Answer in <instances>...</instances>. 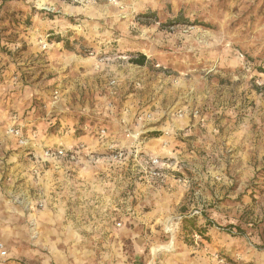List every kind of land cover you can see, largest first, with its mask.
Returning <instances> with one entry per match:
<instances>
[{"label":"rangeland","instance_id":"1","mask_svg":"<svg viewBox=\"0 0 264 264\" xmlns=\"http://www.w3.org/2000/svg\"><path fill=\"white\" fill-rule=\"evenodd\" d=\"M12 1L22 2L21 7L25 6V9L6 11ZM39 3L53 7H37ZM141 3L142 0H0V24L6 21L8 25L18 23L21 33L31 30V36H35L37 27L44 34L56 31L49 36L40 32V40L33 42L34 50L45 54L41 59L48 57L44 64L52 66H49L52 73L44 77L42 85L26 87L20 71L18 74L13 72L7 81V76L1 80L4 66H0V242L12 259L18 258L13 260L14 264H38L41 261L45 264H88V259L93 256L86 247L87 229H40L36 215L46 208L31 204L33 209L28 210L26 195L37 193L38 186L25 175L27 169L23 170L26 165L22 150L25 148L9 134L6 138L2 134L5 130L8 133L11 126L18 127L24 137L29 138L28 134L35 133L34 144L37 133L43 131L60 136L59 123L56 120L53 123L58 117L54 107L60 102L61 95L66 94L64 84L89 80L94 66L100 62L112 64L118 57L126 64L137 66L133 61L140 55L144 57L142 65L145 64L150 80L159 76L170 88L176 104L172 109L173 118L190 120L189 127L175 130L173 139L169 129L151 134L159 138V148L163 150L160 156L171 155L174 166L181 155L186 160L181 170L173 173L174 180L192 181L193 172L187 166L191 161L200 171L207 173L211 169L228 182L209 176L205 188L212 200L207 207L199 209V215H186L194 201L187 200V195L179 189L173 191L176 193L175 207L182 216L178 227L184 247H169L173 245L171 236L176 233L177 224L168 217V209L172 207L165 203L171 195L168 193L161 194L152 205L146 203L144 211L154 214L143 220L142 229H120L124 234L136 231L138 236L134 239L140 242L143 238L144 241L153 238L139 252L130 245L124 246L123 252L138 253V259L145 258L147 262L151 260L147 255L153 247L152 256L161 251L185 254L197 245H207V249L215 247L216 241L225 236L241 241L247 252L249 241L256 237L262 243L251 245L248 253L251 259L241 261V264H264V83L261 82L264 81V0H186L175 16L171 15L172 4L167 3L164 8L170 15L163 23L157 8L141 6ZM60 4L69 10L59 7ZM126 20H131L133 27H129L127 36L121 38ZM65 23L72 27H63ZM157 24V32H166L169 36L186 34L171 43L149 45L142 38L147 33L137 28L147 30ZM47 25L54 30H44ZM184 25L194 27L185 29ZM20 49L25 47L20 45L17 49L7 40L0 39V57H12V54L15 57L17 52H22ZM74 54L82 59L73 58ZM56 67H60L59 70H55ZM206 68H213V71L205 74L202 70ZM84 84V94L94 92L90 86L86 90ZM109 87L103 100L105 108L109 101L112 102L115 115L114 98L118 90ZM132 89L131 84L126 92ZM195 111L198 116L192 118ZM176 113L183 116L179 118ZM29 119L37 121V126L31 125ZM41 119L44 125H39ZM82 125V131L89 130L87 124ZM191 126L196 127L194 132L195 127ZM62 130L66 132L67 127ZM162 141L167 143L165 149ZM13 158L14 163H9ZM85 207L84 204V210ZM208 209L223 220L218 222L212 218ZM197 210L192 208V211ZM201 217L204 224L200 223ZM72 220L75 222L76 218ZM77 220L85 222L84 219ZM45 225L54 228L50 220ZM164 229L170 233H163ZM118 231L108 232L107 237L111 239L108 251L112 255L118 251L121 237V231ZM158 236L162 242L171 240L159 245L154 241ZM217 256L235 264L223 249ZM6 259L0 258V264H10L11 260Z\"/></svg>","mask_w":264,"mask_h":264},{"label":"crops","instance_id":"2","mask_svg":"<svg viewBox=\"0 0 264 264\" xmlns=\"http://www.w3.org/2000/svg\"><path fill=\"white\" fill-rule=\"evenodd\" d=\"M8 4L6 9L8 12L17 11L19 8L25 9V6L21 7L22 2L19 1H12ZM17 25L14 23L8 25V21L0 24L2 26L0 27V39L7 40L11 46H15L14 48L17 49L20 45L25 47V49H20L22 52H17L15 57L13 54L12 57H0V66H4L1 80L7 76L5 78L7 81L12 77L13 72L18 74L20 71L23 74V83H26V87L36 88L44 83L45 76L52 73L50 69L52 66L44 64L48 57L41 59V56H45V54L34 50L33 42L40 40L42 29L37 27L35 36H31V30L21 33V25L18 27ZM4 27L5 31L1 32ZM44 30L54 29L47 25ZM55 32L54 30L52 33H42V35H54ZM73 58L82 59L77 54H74ZM120 60L118 57L112 64L100 62L92 68L94 71H92L93 75L89 77V80L87 78V80H79L70 85L64 84L66 87L64 93L66 94L61 95L60 102L54 107L58 117L54 119L53 123L55 120L59 123L60 136L55 133L47 134L46 131L37 133V142L32 143V147H24L25 149L22 150L23 162L26 165L23 170L27 169L25 175H28L30 182L33 181L32 183L38 186L37 193L32 196L26 195L29 202L28 210L33 209V204L42 205L43 209L46 208L45 211H38L39 213L36 215L40 229H58V227L60 229H87L89 237L86 247L93 256L88 259V264H207L209 253L206 251L207 245L206 247L198 246L197 243H195L196 247H190L192 250L185 254L161 251L152 256L153 247L147 255L151 260L147 262L145 258L139 260L140 256L135 252L146 248L145 239H141L142 242H140L139 239H134V236H138L136 231H128L124 234V231L120 230L142 229L143 220L154 214L151 215L150 212L144 211L145 205L146 203L154 204L153 200L160 197L154 198L158 188L165 190L161 194H168L169 188L172 191L179 189L172 182L175 181L173 173L181 170L186 161L182 155L180 156L181 161L177 160L179 163L176 162L175 166L173 165L170 170L165 171V177L162 180H151L145 176L140 164V157L154 156L157 153L163 155V150L159 148V138H155L151 134L169 129L173 139L176 134L175 130H182L190 126L189 119L177 120L173 118L172 109L176 104L170 95L167 83L161 82L159 76L155 80H150L145 64L133 67ZM57 68L60 67H56L55 70H59ZM113 80L115 81L113 88L118 90V92L115 91L116 97L114 98L115 117L108 114L105 100H103L107 95V90L111 88L109 86ZM84 83H86V90L90 86L94 88V92H90L89 95L84 94L82 92V89H85ZM131 84L133 89L127 93L126 90ZM138 84L142 85L143 89ZM80 96H82L81 100H79ZM141 112L151 113L152 121H145L141 126L132 128L131 124ZM120 118L123 120L122 123L117 121ZM28 121L31 125L37 126V121L31 119ZM42 124L45 123L43 121L39 123V125ZM82 124H87L89 130L82 131ZM65 127L67 130L63 132L62 129ZM98 128L107 130L108 134L105 139L97 138L95 130ZM132 129L134 133L139 134L137 139L125 137V132ZM195 130L196 127L192 132ZM4 133L2 134L4 138L10 137L7 130ZM27 136L30 137V134ZM50 143L54 145H49ZM111 143L118 149L137 152L139 158L136 161L133 158L125 157L119 162L103 158L98 162L87 160L86 157L90 154L104 155ZM77 144L83 145L78 162L65 159H41L43 148L54 147L55 149L72 150ZM33 155H38L40 160L33 159ZM31 197L35 198L34 201ZM84 204L86 205L85 210L83 209ZM74 218H76L75 222L72 220ZM77 218L80 221L84 219L85 222L81 221V224L77 222ZM49 220L54 224V228L45 225L49 223ZM77 224L81 226H75ZM115 229L121 231V237L117 245L118 251L112 255L108 251L111 239L107 236L108 232ZM163 233L168 234L170 231L164 229ZM171 238L162 242L158 236L154 241L163 245L169 243ZM128 245L135 250L134 253L123 252L124 246ZM170 249L172 248L170 247ZM193 253H197V255ZM29 256L31 257L30 254ZM8 259L11 260L10 264L15 263L14 259L18 260V258L12 259L9 255ZM38 264H45V262L41 261Z\"/></svg>","mask_w":264,"mask_h":264},{"label":"clouds","instance_id":"3","mask_svg":"<svg viewBox=\"0 0 264 264\" xmlns=\"http://www.w3.org/2000/svg\"><path fill=\"white\" fill-rule=\"evenodd\" d=\"M167 3H171L173 6L171 15L175 16L177 12L180 11V9L182 7L185 6L186 4V0H156V3H153V0H142L141 6H149V7H154L157 8L159 10V17H160V22L163 23L164 21H166L169 18V13L168 11L164 8V5ZM37 7H53L52 5H48L46 3H39L37 4ZM59 7L61 8H65V10H69L65 5L60 4ZM53 10H55V8H53ZM119 15V14H118ZM115 23V21H113ZM56 23H60L59 21H57ZM51 26V25H48ZM63 27H72L70 24L65 23L63 25ZM123 27V32H122V37L127 36V29L129 27H133L131 20H126L125 24L122 26ZM159 27V25H154L151 29H139L137 28L138 31L141 32H146L147 34L144 35L142 38L146 41H148L149 45L152 44H162L165 41H168L169 43L180 39L181 35H185L186 33H175L172 36H169L166 32H157V28ZM185 29H190L194 26L192 25H184L183 26ZM153 34L155 36V38H153ZM139 39V38H138ZM185 43H187V41H185ZM15 47V46H13ZM237 55L239 56V53H237ZM205 74L212 72L213 68H206L202 70ZM262 83H264V81H261ZM17 135H19V133H17ZM158 155V153L156 154ZM150 159H152L153 161V166L155 168H165V167H171L172 165H164V164H160L158 162H156L155 160V156L150 157ZM9 163H14V158L13 160H10ZM146 163V162H145ZM179 163V161H178ZM188 167L191 168L192 172H193V179L191 182H177V181H173L172 183L174 185H176L181 193H184L187 195V200H193L194 203L192 204V206L189 209V212L186 215H199V209L203 208V207H207V204L211 202L212 197L208 195V192L205 188V183L209 181V176L214 177V179H218L221 180L225 183H227L228 181L221 175H219L216 172H213L211 169H209V172L204 173L202 171L199 170L198 166H195L191 163V161H189V164L187 165ZM192 190L191 192L189 190ZM165 190L163 188H158L157 191L155 192L154 198L155 197H159L161 192H164ZM168 193H171V195L168 197V199L165 201V203H170L172 204V207L168 209V217L171 220H175L176 224H177V230L176 233L173 236V240L175 241V243L173 245H170L169 247H184L182 240L183 237H180V233H179V222L182 219L181 214L179 213V210L175 207V195L176 193L172 191L171 188H169L167 190ZM187 200L185 202H187ZM195 207L198 210L197 211H192V208ZM209 213L211 214L212 218H215L218 222L222 221L223 218L218 216L212 209H208ZM163 222H167L164 221V218H161ZM200 223L204 224L205 221L203 219V217H201L200 219ZM226 223V221H225ZM213 232L215 231V229L212 230ZM177 237H180V239H177ZM153 238H148L145 241V246H148V244L151 242ZM262 243L258 238L256 237H252L251 240L249 241L248 245H247V249L248 251L246 252L244 250V248L242 247V242L239 240H233L230 239L229 237L225 236L222 240H218L216 241V246L215 247H211L210 249H206V251L210 252V255L208 256L207 259V264H229L228 260L223 259V258H218L217 253L223 249L225 255L230 256L232 261L235 262V264H241V261H244L246 259H251V255H249L248 253L251 252V245H255V244H260Z\"/></svg>","mask_w":264,"mask_h":264},{"label":"built area","instance_id":"4","mask_svg":"<svg viewBox=\"0 0 264 264\" xmlns=\"http://www.w3.org/2000/svg\"><path fill=\"white\" fill-rule=\"evenodd\" d=\"M64 1H71V2H83V0H64ZM87 1H94V0H87ZM111 86L115 85V81H111L110 82ZM56 95V94H55ZM106 109L108 111V114H113V104L112 102H108L106 104ZM177 116L179 118H181L183 115L181 113H176ZM192 118H196L198 116V112L195 111L192 113ZM115 117V115H114ZM152 120V114L151 113H143L141 112L140 114H138L133 123L131 124L132 128H137L139 126H141L142 124H144L145 121H150ZM118 122L122 123L123 120L117 119ZM85 130H87L86 127H84ZM96 131V135L98 139H105L108 132L105 128H98L95 130ZM17 133H19V135H17ZM8 134L10 136H12L16 142L18 143V145L29 148L32 147V141H34L35 138V133H32L31 136L29 138L24 137L21 129H19L18 127H9L8 129ZM168 134V133H167ZM125 137L126 138H131V139H137L139 137V134L134 133L133 129L132 130H127L125 132ZM167 145V143L165 141H162V148L165 149V146ZM83 149V145L82 144H77L75 146L74 149L72 150H65V149H53V148H45L42 150L41 152V159L44 160H55V159H65L71 162H78L79 161V157H80V151ZM138 153L137 152H131L130 150L127 149H118L116 147H114V144L111 143L106 151V153L104 155H95V154H90L88 155L86 158L89 162H98L100 160L106 159L109 161H122L125 157H130L133 158L137 161V159L139 158V156H137ZM155 156V160L156 162L160 163V164H164V165H172L173 166V162L171 161V155H169L168 153L163 157L160 155H154ZM150 157L152 156H141L140 157V164L142 166L143 172L145 174V176L148 179L151 180H162L165 177V171L166 170H170L172 168L171 167H165V168H155L153 166V161L152 159H150ZM32 158L36 161L40 160V157L38 155H33ZM146 162V163H145ZM181 180H178V182H180ZM42 206V205H39ZM8 257V252L5 249V246L0 242V258L2 259H6ZM7 260V259H6Z\"/></svg>","mask_w":264,"mask_h":264},{"label":"trees","instance_id":"5","mask_svg":"<svg viewBox=\"0 0 264 264\" xmlns=\"http://www.w3.org/2000/svg\"><path fill=\"white\" fill-rule=\"evenodd\" d=\"M137 65H142L144 62V57L140 55L136 60L133 61Z\"/></svg>","mask_w":264,"mask_h":264}]
</instances>
